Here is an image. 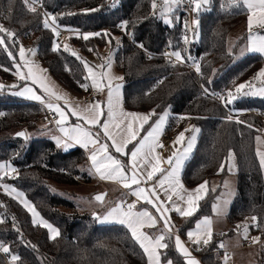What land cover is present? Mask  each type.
<instances>
[{
  "label": "trees",
  "instance_id": "trees-1",
  "mask_svg": "<svg viewBox=\"0 0 264 264\" xmlns=\"http://www.w3.org/2000/svg\"><path fill=\"white\" fill-rule=\"evenodd\" d=\"M40 2L46 13L57 17V30L62 28L69 32L67 51L64 42H56L57 36L51 28L43 27L46 17L40 7L33 5L37 9L33 13L24 0H0V25L15 33L11 39L6 38L7 50L0 46V85L5 86L0 91V162L13 161L17 174L4 176L5 180L25 191L40 214L59 229L60 235L55 240L50 239L45 227L33 224L27 208L4 193L0 195V211L3 212L0 241L9 247L10 257L5 260L0 253V264H147L143 249L132 239L126 226L119 223L100 224L92 216V210L79 211L73 200L52 190L51 181L71 186L82 181L89 185L95 181V176L88 169V156L81 147L63 148L51 137H28L30 132L41 130L42 123L49 127L52 123L45 122V107L42 104L7 93L9 87L6 81L15 79L21 38H31V45L37 48L38 61L56 81L66 89L86 96L90 93L89 87L87 90L81 87V84H88V79H84L86 70L77 56L83 59L99 46L109 43L110 39L116 45L114 35H118L114 61L123 78L124 107L134 111L155 109L158 114L168 109L170 114L164 131L169 135L187 122L200 129L194 149L181 171L183 184L194 188L209 182L216 175L226 174V168L223 172L219 171L221 163L226 161L230 151L236 156L238 187L227 212L231 228L227 232H214L210 242L202 247L192 243L202 263L225 264L228 248H241L247 244L239 241L238 236L230 235L237 231V225L247 216L257 218L255 223L259 227L253 223L250 228L263 239L264 169H261L256 156L255 138L264 128L261 116L257 114L259 110L264 111V97L244 96L227 106L212 97V93L225 89V94L235 85L253 78L264 65V54L247 52L236 56L247 42L248 8L231 5L230 0H210L208 6L196 12L199 26H192L199 35L192 40L187 7L179 6L171 11L169 15L173 23L168 24L158 10L163 0H157L155 10L151 6L152 0ZM85 9L98 10L85 12ZM122 21L128 22L126 30L117 27ZM240 27L243 32L235 45L229 48V35ZM88 32H107L110 35L93 36L87 41L78 35ZM253 32L264 33V28L256 27ZM185 36L188 43L184 41ZM56 44L59 48L54 51ZM166 48L172 52L180 51L183 57H191L185 62L195 61L200 65V72L183 63H172L163 54ZM8 51L12 52V57L8 56ZM196 73L201 75L200 79ZM25 82L30 81L20 80L19 85ZM205 88L208 91L203 95ZM157 118L153 116L144 129L147 130ZM20 130L26 131V139L15 136ZM93 130L100 131L98 127ZM100 133V139L105 140ZM144 134L142 130L137 140ZM136 143L135 140L129 143L126 153L130 154ZM109 151L128 167L129 154L116 153L112 147ZM217 192L218 189L212 191L210 188L191 217H183L176 211L170 213L172 238L165 241L169 247L161 250V260L186 264V258L175 247V231L188 238L187 232L200 219L213 215ZM94 193L90 195L93 197ZM161 231L167 236V230L162 225L150 228L154 235ZM223 239L226 247L219 246ZM259 254L258 264H264V244ZM12 255L20 259L13 262Z\"/></svg>",
  "mask_w": 264,
  "mask_h": 264
},
{
  "label": "snow or ice",
  "instance_id": "snow-or-ice-1",
  "mask_svg": "<svg viewBox=\"0 0 264 264\" xmlns=\"http://www.w3.org/2000/svg\"><path fill=\"white\" fill-rule=\"evenodd\" d=\"M24 2L26 5H28L31 12L35 13L37 11V9L33 6L37 0H24ZM179 3L180 0H163V11L170 12L172 11L171 5H178ZM190 3L195 5L193 10L198 12L202 5L210 4V0H190ZM230 4L235 6H246L251 13L248 16L249 35L247 37L248 43L246 51L264 54V35L253 32L254 26L258 28H264V0H230ZM151 6L152 9L155 10L157 8V0H152ZM97 10L98 9H85L84 11L89 12ZM44 15L46 18L43 20V27L46 29L51 28L53 33L56 36H59L60 33L56 26L57 17L48 13H45ZM49 20H51V23H49ZM166 22L168 21L166 20ZM127 24V21H122L119 25H117V27L121 28L122 30H126ZM193 24L198 28V19L194 20ZM185 27L187 28V24ZM69 31L72 30L69 29ZM0 33L4 34L0 35V46H3L7 50L8 46L6 44V38L11 39L15 36V33L4 28L2 25H0ZM78 35L82 36V38L87 41L93 36H109L110 34L107 32H88L78 33ZM184 41L185 43L189 42L187 36L184 37ZM108 42L111 43V39ZM13 43H15V41H13ZM58 48L59 45H54L53 50H58ZM64 48L65 51L68 50L67 45H65ZM29 51H32L33 54L35 52V50L32 49ZM72 54L77 56L75 52ZM24 55L25 49L20 47L19 56L23 58ZM165 55L168 56L169 59L174 57L175 61L179 63H184L187 59H191V57H183L180 51H174L170 54L165 53ZM8 56H13L11 51H8ZM77 59L81 60L85 70L88 73L84 79H91V86L93 88L99 92H104L105 88H107V99L105 102L97 101L91 105H88L83 110L79 109V106L69 107L68 111L71 113V115L77 117V120L82 121V123H76L72 126L68 125L67 113L65 109L59 104H53L50 102L53 97L56 100H59L62 97L51 92L50 89L45 85L44 81L33 71L31 67H29L27 72L24 73L20 70L21 66L19 64L16 65V74L18 75L19 80H30L32 84H39V87L43 89L44 93L48 94L49 102L46 103L43 96L38 94L37 91L30 86H25L22 91H17L14 94L19 96L27 95L28 98L32 100L46 103V107L58 115L59 119L56 120V124L65 138L63 140L60 137L56 138V143L58 146L68 148L72 143H74L87 149L89 145H92L93 150L90 153L89 159L91 161L92 167L99 174L100 178L119 181L125 189L130 190L131 194L136 196L137 202L143 199L147 204H150L153 208H155L156 212L160 214L159 218L164 221V228L168 233L167 236L165 235L164 231H161L159 235L153 237L142 230L145 227H155L157 224V217L146 209L136 210V202L127 204L126 210L123 207V202L118 203L115 207L111 208V210L105 216L100 217L94 214V218L100 222H116L126 226L131 233L132 239L137 244H139L140 248L143 249L144 254L147 256V264H161L162 253L159 250L167 249L169 247V244L165 241L172 238V226L170 225L169 218L166 215L168 209L164 207V201L160 200L157 188L163 190L166 199L168 201H172L174 205L175 201H173V196H175L177 200L184 201L187 204L186 209H183L180 206L174 207L173 210L179 213L181 216L191 217L198 210V202L203 199L202 193H206L207 191L208 181L198 185V187L192 192L187 193V199L185 200V195L182 194L183 185L180 183L179 172L184 160L188 158L189 153H191V151L194 149V145L197 140L196 133H198L200 129L194 127L186 128L183 132L178 134L174 144H182L183 147L182 149H178L171 157L167 159L166 162L170 165V169H162L160 167L161 161L158 156L154 155V153L156 147H163L162 144L158 143V137L163 131L168 112L165 111L163 114H158L156 113L155 109H153L148 114L124 112L119 107L120 89L122 85L116 84L113 86V78L107 72H101L97 74L93 66L89 65L88 62L83 61V59L79 56H77ZM25 64H27V61H25ZM103 67L104 65L96 66V68ZM195 70L200 72L199 64L195 65ZM5 71H8V69H5ZM43 71L47 70L45 69ZM98 75L101 78L106 77L107 82L103 83L102 79H98ZM117 79L122 80L123 78L119 77ZM7 87L15 88L18 86L11 85ZM81 87L87 90L89 85L81 84ZM4 88V85H0V91H2ZM204 90L205 92L208 91L206 88ZM212 95L217 94L212 93ZM249 95L264 96V68L260 69L251 80L235 85L234 89L227 90V92L223 95H217V98H219L224 103V105L227 106L232 104L237 99ZM101 103H105L107 107L106 118L104 119L103 123H101V117L104 116L105 113L101 108ZM153 116H158V118L149 125L147 130H145L144 125L148 124L149 120H151ZM184 118L185 117H181V119ZM228 119L231 120L232 117L229 116ZM237 122L244 123L243 121ZM96 125L100 126L103 136L107 137V139L111 141V145L101 142L100 131L93 133L91 127H89ZM113 127L119 131H114ZM249 127H251V125H249ZM142 130L145 131V134L139 140H137V137ZM188 131H191L193 134L191 137L185 140V132ZM17 135L25 136V133L20 132ZM255 139L258 145L256 148V156L259 158V165L261 169H264V151H261L259 147V145H264V140H262L260 136H256ZM134 140L137 141V143L134 144L130 150L129 169L109 152V148H114L116 153L128 155L129 153H125V149L127 148V145ZM233 159V153L229 152L226 161L221 163L219 171H225V167L227 165L228 171L231 172L232 168L234 167V165L231 163ZM9 171L15 172L16 169L12 168L8 163H0V172H3L4 175H8ZM157 173H160V177L155 181V183L152 184L150 188L140 187L142 182L147 184L149 181H153ZM133 185H136L137 187L133 189ZM0 186H2L6 192L10 190L9 186L6 184ZM227 186V181H225L224 187ZM11 191L14 192L15 189H11ZM212 191H215V189H212ZM17 195L22 194L17 193ZM105 195L106 194H97L95 195L94 199L100 203H103ZM23 203L25 208H27L28 211L32 213L33 224H39L47 228L51 234L50 239L55 240L56 237L60 235L59 230L54 228L47 221L39 218V213L34 207L31 206V204H29L27 201H23ZM225 203H227V201H225ZM213 210L214 212H218L220 210L219 205L214 204ZM256 220L257 218L253 216L252 221L254 222V226L259 227V225L255 223ZM211 225L212 221L208 217H204L201 221H198L195 230H189L187 232L189 240L194 244L199 245L201 243V234H203L207 237L203 239V243L207 245L212 237ZM240 227L241 225H237V228ZM243 227L245 238H247L248 226L245 225ZM259 239V237H254L253 242H259ZM219 246L224 247L223 244ZM175 247L178 249L179 253L186 258V264H199L198 261L191 257L190 252L184 246V243L181 241L178 235L175 236ZM0 251L9 253L10 249L9 247L5 246L2 241H0ZM18 259L20 258L16 255L11 256V260L13 262ZM166 264H172V261L166 260ZM225 264H227V258L225 259Z\"/></svg>",
  "mask_w": 264,
  "mask_h": 264
},
{
  "label": "crops",
  "instance_id": "crops-1",
  "mask_svg": "<svg viewBox=\"0 0 264 264\" xmlns=\"http://www.w3.org/2000/svg\"><path fill=\"white\" fill-rule=\"evenodd\" d=\"M209 5V4H208ZM208 5H202L201 8H204ZM179 6H184V4L182 3V0H180V5ZM177 6V7H179ZM172 7V6H171ZM176 7V8H177ZM191 7L189 8H186L189 12V16H188V26H189V29L191 28L192 24H193V21L194 19H197V16H196V12L197 11H194V10H191L190 9ZM175 8H172V11L174 10ZM194 9V8H193ZM158 10H159V13L160 15L164 18V15H167L170 16L169 14L171 13L170 12H165L163 11V3H161L160 5H158ZM200 11V10H199ZM251 13L249 12L248 10V16L250 15ZM256 27L254 26L253 30L255 29ZM246 29L248 31V21H247V24H246ZM255 33V32H254ZM260 35H264V33H259ZM249 35V33H248ZM69 37V36H68ZM64 44L66 45L67 42H68V38L66 37L65 40L63 41ZM247 43L248 41L246 42V45L245 47H243L242 49L240 50H244V53H258V52H249V51H246V47H247ZM102 46H105V45H102ZM114 53H115V48H112V50H109L108 52L101 49V46H99L95 51H93L92 53H90L89 55L85 56L83 58L84 61L88 62L89 65L93 66V68L95 69V71L97 72V74L101 73V72H107L113 79H112V84L113 86H115L116 84H120L122 85L123 87V79H117L119 77H122V74L116 69V66H115V61H114ZM25 61H27V64H25ZM98 65H104L103 68H96V66ZM31 67L33 69V71L44 81L45 85L50 89L51 92L55 93L56 95H59L60 97H62L61 99L59 100H56L54 97L52 98V100L50 102H52L53 104H59L61 107H63L67 113V120H68V125L69 126H72L76 123H82V121H78L77 120V117L75 116H72L71 113L68 111L69 107H76V106H79V109L83 110L85 109L88 105H91L93 103H95L96 101L95 100H92V101H85L84 100V96L80 95V94H77V93H74V92H69L67 91L66 89H64L65 87H63L58 81V84L56 82V80L51 76V74L47 73L46 71H43L45 70L43 68V66L40 64V62L38 61V56L34 55V56H31L29 55V59L27 60H24L22 61V72L26 73L27 72V69ZM264 68V65L263 67ZM26 71V72H25ZM88 75L87 71H86V76ZM98 79H102V82L103 83H106L107 82V78H101L99 77L98 75ZM252 79V78H251ZM249 79V80H251ZM248 81V80H247ZM92 84V81L91 79H88V85H89V89H90V92L92 91H96L97 93H100V97H101V101L100 102H105L106 99H107V88H105L104 92H99L97 91L95 88H93L91 86ZM37 87H38V90L37 93L42 95L45 102H49V96L47 93H44L43 89H41L39 87V84H35ZM122 87L120 89V104H119V107L124 111V112H132V113H138V114H148L150 113L151 111H134V110H128L124 107V104H123V99H122ZM11 92L10 90H7V93L11 95ZM255 96H259V95H255ZM25 97L26 99L30 100V101H34V102H38L40 104H42L45 108L46 107V103H41L40 101H36V100H32L30 98H28L27 95L23 96ZM264 97V96H262ZM101 108L103 109L105 115L101 117V123L104 122V119L106 118V111H107V107H106V104L105 103H101ZM170 114V112H168V115ZM168 118V116H167ZM167 118H166V121H165V125H166V122H167ZM165 125H164V128H165ZM91 127L93 133H95V131L93 130V128H96L98 127L100 132H102V129L100 128L99 125H96V126H89ZM191 127H194V128H197L195 126H193L192 122H187L182 128H180L179 130H177L175 133L172 134V137L171 139L168 141V142H163V134L165 133L164 131V128H163V131L162 133L159 135L158 137V143L159 144H162L163 147L165 149H163V147H159L161 149V151H156L155 149V153L154 155L158 156L161 163H160V167L164 170H169L170 169V165H167L166 162H165V158L167 155H173L174 153V147H180V149H182L183 145L182 144H174V141L176 139V137L178 136V134L180 132H183L186 128H191ZM52 129L54 130L53 133H51V138L54 139L56 141V138L57 137H60L63 139L64 138V135L63 133L60 132L59 130V127L57 126L56 122L55 123H52ZM264 129V128H263ZM262 129V130H263ZM113 130L114 131H119L117 129H114L113 127ZM261 130V131H262ZM103 134V132H102ZM193 133L191 131H188V132H185V140H187L189 137H191ZM197 135V133H196ZM105 141H108L107 140V137H105V140L104 139H101V142H105ZM110 141V140H109ZM111 142V141H110ZM74 146H78V147H81L82 149H84L87 153V156H88V169L90 170V172L95 176V181L91 184H85L83 183L82 181L78 184H75V186H73L74 188L77 187V186H88V187H91V188H96V187H100L101 189H97L95 190V193L96 192H103V191H106L107 194L106 196L109 194V193H112L114 195H119L121 196L122 198H125V201L128 202V203H134L136 202L137 203V208L136 210H142V209H146L148 210L150 213H152L154 216L157 217V224L156 225H162L164 227V221L162 219H160V214L156 212L155 208L152 207V205L150 204H147L143 199H141L139 202H137V198L136 196L132 195L131 194V191L128 190V189H125L123 187V185L119 182V181H114V180H107V179H101L99 174L95 171V169L92 167V164H91V161L89 159V156H90V153L91 151L93 150V146L92 145H89L88 148H84L83 146L81 145H77V144H74L72 143L70 147H74ZM63 147V146H62ZM68 147V148H70ZM98 147V145H97ZM64 148V147H63ZM126 150L127 148L125 149V153H126ZM193 151V150H192ZM191 151V153H192ZM110 152V151H109ZM168 152V153H166ZM111 153V152H110ZM191 153H189L188 155V158L189 156L191 155ZM112 154V153H111ZM114 156V154H112ZM115 157V156H114ZM116 158V157H115ZM187 158V159H188ZM184 160L182 166H181V169H180V172H179V179H180V183L183 185V191H182V194L185 195V200L187 199V193L189 192H192L194 189H196L197 187H194V188H190V187H187L183 184L182 180H181V174H182V169L184 167V164L185 162L187 161ZM154 162V161H153ZM122 164L125 165V163L121 162ZM127 164H128V168L130 169V154L128 156V159H127ZM237 170V169H236ZM130 174V172H129ZM160 177V173H157L156 174V177H154L153 181H149L147 184L145 183H141L140 187H145V188H150L152 186L153 183H155V181ZM204 183V182H203ZM94 185V186H92ZM137 186L136 185H133L132 188L135 189ZM211 188V185H210V181L208 182V185H207V191ZM206 191V192H207ZM93 192V191H91ZM89 191L88 194H86L88 197H92L90 195L91 193ZM157 192L159 193V196H160V200L161 201H164V207L168 209V211L166 212V215L167 217L169 218V223L171 222L172 218H171V212H175L173 209L175 206H180L181 208L183 209H186L187 208V204L184 202V201H179L177 200V198L175 196H173V201H175V205L173 204L172 201H168L166 199V196L163 192V190L157 188ZM203 195L205 193H202ZM118 203H121V202H118ZM199 203V202H198ZM124 206H127L125 203H123V207ZM111 209H109L108 211H106L104 213L103 216H105ZM87 211V210H85ZM90 211V209H89ZM179 214V213H177ZM227 219V218H226ZM201 220V219H200ZM98 223L100 224H104V223H116V222H100L98 221ZM118 224V223H117ZM229 224V223H228ZM152 228V227H151ZM144 232L148 233L150 236H153L155 237L156 235H159L160 232L158 234H152L150 232V228L149 227H145L144 229H142ZM230 230V229H229ZM175 234L178 235L181 239V241L184 243V246L188 249V251L190 252L191 254V257L194 258L196 261L199 262V264H203L202 261H201V258L199 256H197L196 252L194 251V248L192 246V241L189 240V238H187V240L182 237L177 231H175ZM234 235V237L238 236V232L237 231H234L232 232L230 235ZM175 235V236H176ZM195 238V237H194ZM261 240L264 241V238ZM201 241H203V239L201 238ZM253 243V242H252ZM253 245H255V243H253L252 245H246V248L244 247H241V248H228V251H229V255H227V262L229 264H237L236 262L238 263H241L243 264L246 259H247V254H244L242 253L241 251L249 248V247H252ZM162 249H160L159 251L161 252ZM147 257V256H146ZM161 264H166V261H163L161 260Z\"/></svg>",
  "mask_w": 264,
  "mask_h": 264
},
{
  "label": "rangeland",
  "instance_id": "rangeland-1",
  "mask_svg": "<svg viewBox=\"0 0 264 264\" xmlns=\"http://www.w3.org/2000/svg\"><path fill=\"white\" fill-rule=\"evenodd\" d=\"M179 5H180V3L178 5L173 4L171 6H172V8H176ZM190 9L193 10L192 7ZM166 20L168 22H166ZM164 21H165V23H168V24H172L173 23V20L171 19V16H168V14L164 15ZM190 29H191L190 30L191 39L192 40L193 39H197L198 35H199L198 34V30L193 28V26H191ZM242 32H243V28L242 27H240L238 29H235L233 32H231V34L229 35V39H228L229 48H232L235 45V42L237 41V39L239 38V36L241 35ZM114 38H115L116 45L112 44V42L111 43H107L105 46H101V49H103V50L108 52L109 50H112V48H116V46H117V44L119 42L118 35H114ZM56 45H58V44H56ZM20 47H23L25 49V55H24L23 58H21L19 56V49H18V55H17V59H16V63H15V69H16V65L19 64L21 66L20 70L22 71V61H23V59L24 60L29 59V55L38 56V52H37V48L31 45V38L30 39H26V38L19 39V48ZM30 49L35 50L34 54H33L32 51H29ZM244 54H246V53H244V51L240 50L236 56L240 57V56H242ZM43 68L46 69L44 66H43ZM16 72H17V69L15 70V79H11V80L6 81V85H8V86L17 85L18 87L9 88L7 90L12 91L11 95L14 96V97L28 100L25 97L19 96V95H15L14 93L17 92V91H22L25 86H30V87H32L35 90H38V87L35 84H32V82L30 80H29L30 82H25V84L20 86L19 85L20 84V80H19V77L16 74ZM46 72L49 73L48 71H46ZM64 89H66V88H64ZM66 90L71 92L68 89H66ZM253 96H255V95H253ZM165 111L169 112L168 109H166ZM165 111H163L162 114ZM53 132H54V130L52 129L51 126L49 127L48 125H45L44 123H42L41 124V130L30 132L28 134V137L29 138H41V137H47L48 138V137L51 136V133H53ZM170 136L172 137V135H170ZM257 136H260L261 139L264 140V129ZM104 143L109 144L108 141H105ZM256 145H257V141H256ZM259 147H260L261 151H264V145H259ZM163 149H165V148L163 147ZM178 149H180V147H176L175 146L174 147V150H175L174 152H176ZM156 151L157 152L161 151V149L159 147H156ZM230 152L233 153V156H234V159L231 161V163L234 165V167L232 168V171L229 172L228 169H227V165H226V167H225L226 170H227L226 174H224V175H216L215 177L210 179L211 189H215V190L218 189V192H217L216 197H215L216 200L214 201L213 205L214 204H218L219 208H220V210L218 212H214V210H213V213H214L213 215L205 216V217H208L212 221V225H211L212 234L214 232H218V231L227 232L231 228L230 225L228 224V221H227L226 218H227V214H228L227 212H228V210L230 208L231 202L233 201L234 196L236 195L238 184H237V174H236V172H237V170H236L237 169V160H236V156H235L234 152L233 151H230ZM166 153H168V152H166ZM171 156H172V154L171 155H167L166 158H169ZM0 163H8V164L11 165L12 168L16 169L15 172L9 171V173H8L9 176H14V175L17 174V166L13 163L12 160H4V161H1ZM4 176H6V175H4L3 172H0V177H2V178H0V185L6 184V185L9 186L10 190L6 192L5 189L2 186H0V195H4V193L9 194L13 198H15L17 201L19 200V202H21L22 205H24L23 201H27L39 213V218L47 221L54 228H57L53 223H51L48 219L44 218L40 214L38 208L28 198V196L26 195L25 191H23L19 187L17 188L13 183H10V182L6 181ZM225 181H227V185H228L227 187H224V182ZM51 186H52V190H54L55 193H58V194L62 193L65 197L73 200L74 203H76L77 209L79 211H85V210L89 211V209H90V210L93 211V213H95L98 210L97 213H98V216H100V217H103L104 213L106 211H108L109 209L115 207L118 204V202H123L126 205L127 204H131V203L126 202L125 198H122L119 195H114L112 193H109L107 196L104 197V202L103 203H100V202L96 201L94 199V197H90V196L88 197L86 195V194L89 193V191L91 192V191H95L97 189H101L100 187L91 188V187H88V186H77V187L74 188L71 185L58 184V183H56L54 181H51ZM11 189H15V191L13 192V191H11ZM17 193H21L22 195H17ZM93 196H94V194H93ZM218 198H219V200H218ZM225 201H227V203H225ZM1 202H2V200L0 198V203ZM30 214H31V218L33 219V216H32L31 212H30ZM252 217L253 216H247L246 219L243 220L239 224V225H241V227L237 229V232H238V234H237L238 238L237 239H239V241H241V242L244 241L245 243L248 244L249 241L253 242V238L254 237H259L260 238L259 242H256L255 245H253L252 247H249V248L241 251L242 253L247 254V259H246V261L243 264H258L259 255H260L259 252L261 250L262 244H264V241L261 240V235L259 233L253 232L251 230V228H250V225L254 223L252 221ZM2 219H3V212L0 211V220H2ZM201 220H199V221H201ZM196 224L190 230H195ZM245 225L248 226L247 238H245L244 227H243ZM201 238L205 239L207 237L204 236L203 234H201ZM185 239L187 240V238H185ZM221 244H223L224 247L227 246V244L225 243L224 239L221 240L220 245ZM246 245L243 246V247L246 248ZM236 263L237 264H241V263H238V262H236Z\"/></svg>",
  "mask_w": 264,
  "mask_h": 264
},
{
  "label": "built area",
  "instance_id": "built-area-1",
  "mask_svg": "<svg viewBox=\"0 0 264 264\" xmlns=\"http://www.w3.org/2000/svg\"><path fill=\"white\" fill-rule=\"evenodd\" d=\"M182 3L184 4V6H186L187 8H189V7H192V3H190V0H182ZM35 6H37V7H40V9H41V11L45 14L46 12L44 11V9L41 7V2H40V0H37V2L34 4ZM8 14V12L6 11L5 12V15H7ZM59 29V36H57V38H56V42L57 43H60V42H63L64 40H65V38L67 37V35H68V31L67 30H65V29H62V28H58ZM165 53H172V51L169 49V48H166L164 51H163V54L165 55ZM166 56V55H165ZM167 58H169L168 56H166ZM170 61L172 62V63H176V61H175V58L174 57H172L171 59H170ZM183 64H185L187 67H189L191 70H194V71H196L195 70V65L197 64L195 61H187V62H184ZM197 72V71H196ZM196 75H197V77L200 79L201 78V75L199 74V73H196ZM224 92H225V89H221L220 90V92L219 93H216L217 95H223L224 94ZM205 94H207L206 92H204L203 93V95H205ZM217 95H212V97L213 98H216V99H218V100H220L219 98H217ZM84 100L85 101H92V100H95L96 102L97 101H101V97H100V93H97L96 91H92V92H90L88 95H86V96H84ZM221 101V100H220ZM222 102V101H221ZM246 112H249V111H246ZM257 114L258 115H260L261 116V119H262V121H263V124H264V111L263 110H259L258 112H257ZM57 119H59V117H58V115L54 112V111H52V110H50V109H48V108H45V118H44V120H45V122H50V123H55L56 122V120ZM171 139V136L168 134V133H164L163 134V142H168L169 140ZM124 209L126 210L127 209V206H124ZM4 243V242H3ZM4 244H6V243H4ZM253 243H252V241H249L248 242V245H252ZM202 246H204V243H203V241H201V243L199 244V247H202ZM0 253L3 255V257L5 258V260H7L9 257H10V255L8 254V253H4V252H2V251H0ZM227 255H229V251H227ZM197 256H199L200 258H201V256L199 255V254H197ZM230 256V255H229Z\"/></svg>",
  "mask_w": 264,
  "mask_h": 264
},
{
  "label": "water",
  "instance_id": "water-1",
  "mask_svg": "<svg viewBox=\"0 0 264 264\" xmlns=\"http://www.w3.org/2000/svg\"><path fill=\"white\" fill-rule=\"evenodd\" d=\"M194 20H197V19H194ZM20 132H24V133H25V136H18L17 134L20 133ZM15 136H16V137L23 138V139H26V138H27V134H26V131H25V130L17 131V132L15 133ZM167 159H168V158H166L165 162L167 161ZM166 164L169 165L167 162H166ZM97 194H107V192H106V191H103V192H96V193H94V196H93V197H95V195H97ZM105 196H106V195H105ZM105 196H104V197H105ZM94 214H95L96 216H98V213H97V212L92 213V216H93V217H94Z\"/></svg>",
  "mask_w": 264,
  "mask_h": 264
}]
</instances>
